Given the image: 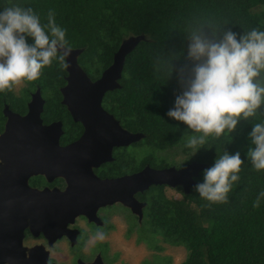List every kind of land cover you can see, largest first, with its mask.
<instances>
[{"label": "trees", "instance_id": "16d2710c", "mask_svg": "<svg viewBox=\"0 0 264 264\" xmlns=\"http://www.w3.org/2000/svg\"><path fill=\"white\" fill-rule=\"evenodd\" d=\"M9 4L33 8L42 24L53 10L57 25L66 30L67 46L80 49L77 63L90 78L111 63L124 39L142 36L123 58L120 86L105 94L102 105L109 111H124L125 121L135 123V132L142 134L135 145L167 152L166 158L179 149L186 154L183 164L206 165L181 198L170 199L156 187L141 191L150 232L185 249L179 264H264V197L253 208L264 192V170L252 168L246 155L254 147L248 133L255 122L264 121V106L256 117L241 120L234 132L210 137L198 150L185 147L194 133L166 115L179 93L176 71L191 67L187 48L192 33L209 38L215 33L219 38L229 29L238 34L253 28L264 31V0H0V8ZM65 74L64 64L54 60L39 79L28 82L29 89L40 88L45 111L63 108L58 88ZM258 79L264 84V73ZM8 92H0L1 97ZM225 150L240 153L244 161L240 179L233 183L227 203L210 204L193 186L203 182L202 170ZM153 153L135 162V170L155 166Z\"/></svg>", "mask_w": 264, "mask_h": 264}, {"label": "flooded vegetation", "instance_id": "af4514ba", "mask_svg": "<svg viewBox=\"0 0 264 264\" xmlns=\"http://www.w3.org/2000/svg\"><path fill=\"white\" fill-rule=\"evenodd\" d=\"M77 58L78 55L76 61ZM102 71L97 77L87 76L93 81ZM65 76L66 74L63 78ZM119 79L120 77L116 79L118 87ZM29 87L26 81L16 90L13 88L9 92L5 91L8 93L4 97L0 94V196L11 197L16 205L17 202L27 199L25 194L29 191L40 192L45 196L41 200V219L44 222L42 226L48 225L49 228L37 227L38 229L35 230L33 227L30 228V218L27 216L23 218L21 247L25 249L23 255L25 262L32 257L33 263L27 264H134L135 257L129 258L127 251H122L120 247H116V244L130 241L134 248L135 225L144 220L145 226H149L145 216L146 203L142 199L143 192L134 190L128 193L134 185L126 184L128 188L125 185H119L116 189L119 191L117 194L121 195L125 201L133 202L134 205L126 204L121 199L108 201L114 197V189L101 188L102 186L98 184L100 181L134 175L145 166L135 170V140L128 141L126 144H109L121 131L135 134V123L125 121L124 111H109L103 107L102 99L108 91H111L107 90L102 94L100 101L104 111H96L94 114L84 111L85 114L88 113L85 121L88 122L86 126L90 128L87 139L81 146L71 150L67 156H63L61 149L77 141L83 134L85 126L80 120H74L71 112L61 104L60 87L58 88L60 95L58 104L63 108L57 107L51 111L43 109L44 98L40 88L35 85L31 89ZM36 89L43 100L41 111H34L38 112V123L34 121L32 124H20L18 131L15 129L7 133L8 119L17 123L19 119L25 118L32 112L27 111L28 103ZM5 107L9 111H3ZM17 126L19 127L18 124L14 125V127ZM2 135L3 139H1ZM99 158H105V160L96 162ZM156 159L157 164L150 166L151 168L180 169L188 164H183L186 154L180 151L172 152L164 159L165 161L158 157ZM155 187L162 193L163 187H178L179 197L164 195L174 200L181 198L183 191L181 184L150 185L146 190ZM67 191L70 192V201H83L86 205L83 213L76 214L70 222L66 223L63 234L55 237L56 233L52 232L51 227L54 224L59 225L63 216L60 217L59 210L55 213L56 200L52 194ZM135 199L143 204L140 215L135 213ZM117 228H121L122 233L117 240H113L110 238L111 232ZM98 232H102L104 238L93 240L92 237ZM51 237H53L52 240H50ZM156 243L153 249L163 251L164 247ZM34 247H40L41 251H45L44 260H40L42 255L38 249L37 253H29V249ZM158 256L165 257L164 261H166L165 255ZM169 261L168 258L167 263Z\"/></svg>", "mask_w": 264, "mask_h": 264}, {"label": "clouds", "instance_id": "9594fccd", "mask_svg": "<svg viewBox=\"0 0 264 264\" xmlns=\"http://www.w3.org/2000/svg\"><path fill=\"white\" fill-rule=\"evenodd\" d=\"M71 54L66 30L57 25L49 10L47 23L31 7L9 4L0 8V92L40 78L42 70ZM188 70L176 71L179 93L166 115L186 126L193 135L185 147L198 150L209 138L219 139L234 132L241 120L256 117L264 106V31L253 28L238 34L226 30L217 38L192 33L187 48ZM173 71H175L173 69ZM246 155L256 171L264 170V121L255 122L248 133ZM244 161L240 153L226 150L212 166L202 170L203 182L193 190L210 204L227 203L233 183L238 182ZM260 197L253 208L260 206ZM104 238L102 232L92 239Z\"/></svg>", "mask_w": 264, "mask_h": 264}, {"label": "water", "instance_id": "95a60500", "mask_svg": "<svg viewBox=\"0 0 264 264\" xmlns=\"http://www.w3.org/2000/svg\"><path fill=\"white\" fill-rule=\"evenodd\" d=\"M141 38L142 36L138 35L124 39L113 54L112 62L103 69L100 76L93 81L90 80L86 73L77 64L76 57L79 54L80 49L70 48L71 54L64 60V68L66 72L64 78L65 84L59 89L62 96L61 104L71 112L74 120H80L83 123L85 130L77 141L61 149L63 156H67L71 150L81 146L87 139L90 128L86 126L88 122L85 121V116L88 115V113L85 114L84 111H90V114H94L96 111H104L100 105L102 94L107 90H112L118 87L116 79L120 77L123 58ZM42 104L43 100L40 97L38 89H36L31 95V99L28 103L27 111H32L30 112L31 114L29 113L25 118L19 119L17 123L12 119H8L6 123V132L8 133L15 129L18 131L20 124H32L34 121H37L38 123V112L34 111H41ZM3 111L9 110L5 107ZM15 124H18L19 127H14ZM121 133H119L115 139L110 141L109 144H126L128 141H137L142 137V134L138 132L130 134L126 131H121ZM1 139H3V135ZM103 160H105V158H99L96 162H101ZM205 166L204 163L195 161H191L180 169H175L174 167L154 169L145 165L140 170L136 171L134 175L114 180L100 181L98 185L100 187L102 186L101 188L109 187L110 189H114V197L108 201L117 199L125 201L122 199L121 195L117 194L119 191L116 189L119 185H125V187L128 188L126 184L134 185L129 189L128 193H131L134 190L135 192H141L147 189L150 185L156 184H166L169 186L181 184L183 191L187 192L193 185L192 178L195 177L198 174V171ZM52 195L54 200H56L55 213L59 210L60 217L63 216V218L61 217L62 220L59 225L54 224L53 227H51V229H53L52 232L56 233L55 237H59L65 231L66 223L70 222L72 217L76 214L83 213L86 203L83 201H70L69 191ZM25 196L27 199H23L22 202L19 203L17 202V205L11 197L7 195L0 196V264L33 263L32 257L29 260H26V262L23 258L25 250L21 247L22 228L24 225L23 218L26 216L29 217L31 223L30 228L33 227L35 230L39 227L44 229L49 228L48 225L42 226L44 225V222L41 219V200L44 199L45 196L40 192L32 191H29ZM125 203L134 205L133 202L129 201H125ZM142 205V203L135 199V213L138 215L141 214ZM52 239L53 237H51L50 240ZM37 249L40 250L41 248L34 247L29 249V253H37ZM42 251L40 260H44L45 251ZM42 257L43 259H41Z\"/></svg>", "mask_w": 264, "mask_h": 264}, {"label": "rangeland", "instance_id": "374dc122", "mask_svg": "<svg viewBox=\"0 0 264 264\" xmlns=\"http://www.w3.org/2000/svg\"><path fill=\"white\" fill-rule=\"evenodd\" d=\"M22 84L23 83L19 85H15L13 86V88L16 90ZM178 150L179 149H177L176 151L178 152ZM134 153H135L136 163L141 157H143L146 154L153 153L154 156L158 158L163 156L162 158L164 159L166 158L164 154H168L167 152L154 151L150 147H147L143 144H136ZM178 159L179 158H177V160ZM153 190H155V188ZM162 191L164 195L168 197L169 196L179 197L178 187H173V188L163 187ZM112 209L116 210V208H111V210ZM121 233H122V229L117 228L111 232L110 238H112L113 240L115 239L117 240L120 237ZM156 242H158L159 245L164 247L163 251H158L156 249H153L157 244ZM124 243H117L116 247L117 246L120 247L122 251H127L129 258L135 257L134 264H166L168 262V258L170 259V261L167 264H179L183 260L186 253L185 249L182 246H169L164 244L161 241V239L157 240V238L150 232L149 228L145 226L144 220L142 223L135 225L134 248H132V244L130 241H126ZM158 255L160 256L165 255L167 257L166 261H164L165 257H159Z\"/></svg>", "mask_w": 264, "mask_h": 264}]
</instances>
